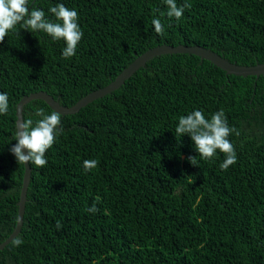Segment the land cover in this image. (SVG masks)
Returning a JSON list of instances; mask_svg holds the SVG:
<instances>
[{"label": "trees", "instance_id": "obj_1", "mask_svg": "<svg viewBox=\"0 0 264 264\" xmlns=\"http://www.w3.org/2000/svg\"><path fill=\"white\" fill-rule=\"evenodd\" d=\"M58 3L79 15L75 56L62 57L63 40L19 25L0 44V93L9 97L0 115V243L17 219L24 167L10 148L23 95L43 90L71 106L160 44L264 62V0H176L191 5L179 20L167 16L164 0H32L29 12L38 7L55 22L49 9ZM40 108L53 111L33 99L23 121L40 119ZM221 109L235 129L237 162L226 171L219 150L205 161L189 136L175 133L181 116L201 110L210 119ZM61 124L48 164H29L22 225L0 249V264H264L263 74H228L194 54L163 53ZM89 159L98 166L85 172ZM93 204L99 211H88Z\"/></svg>", "mask_w": 264, "mask_h": 264}, {"label": "clouds", "instance_id": "obj_2", "mask_svg": "<svg viewBox=\"0 0 264 264\" xmlns=\"http://www.w3.org/2000/svg\"><path fill=\"white\" fill-rule=\"evenodd\" d=\"M32 0H0V44L10 31L16 29L17 25L29 32L44 33L53 41L63 40L66 47L62 50V57L69 59L76 55L77 47L83 38V31L78 23L79 15L75 9L67 8L63 3L51 7L49 11L55 16L56 21L46 18L45 12L38 7H33L29 12V4ZM168 7L167 16L179 20L186 8L191 5L184 3L178 6L176 0H164ZM154 30L158 35L164 34L160 19L152 20ZM9 110V97L7 93H0V115H7ZM35 115L40 119L35 122L29 118L18 124L14 140L16 143L10 148L17 163L23 165H35L36 168H44L48 164L47 151L55 144L57 137L62 133L61 114L52 111L46 114L43 108L37 109ZM235 132L227 122L224 110L221 109L211 115L208 119L201 110H194L186 116H181L175 133L179 136H189L194 143L196 152L205 160H214L217 150L225 156L220 168L227 170L237 162L234 145L229 136ZM26 150V154H25ZM190 163L197 165L195 157H188ZM98 161L89 159L83 161L85 172L97 168ZM99 198H97L98 200ZM89 212L99 211L93 204ZM56 227H62L57 221ZM19 247L23 240L19 237L12 242Z\"/></svg>", "mask_w": 264, "mask_h": 264}, {"label": "water", "instance_id": "obj_3", "mask_svg": "<svg viewBox=\"0 0 264 264\" xmlns=\"http://www.w3.org/2000/svg\"><path fill=\"white\" fill-rule=\"evenodd\" d=\"M163 53H190L199 56L202 59H206L218 66L219 68L226 71L228 74H234L239 76H247L254 75L258 76L260 74L264 75V62L256 63L254 65H240L234 62H230L222 55L214 52L209 48H205L199 45H168V44H160L154 46L152 48L147 49L140 55L136 56L132 62H130L113 80H111L108 84L103 87L97 88L79 100H77L71 106L61 105L57 99L48 94L46 91L38 90L34 92H30L29 94L23 95L18 102L16 103V131L18 129V124L23 122L22 119V108L33 99H41L43 100L53 111H57L61 114V116L75 113L81 107L86 105L87 103L93 101L94 99L109 93L120 85L124 83L126 79H128L139 67H144L147 60L150 58L163 54ZM26 154V150H25ZM24 167V166H23ZM30 179V166L27 164L24 167V172L21 181L19 199L17 201L18 211H17V219L16 224L13 231L8 235V237L0 243V249H2L12 238L16 236V234L20 231L22 221H23V212H24V204L26 200V191L29 184Z\"/></svg>", "mask_w": 264, "mask_h": 264}, {"label": "bare ground", "instance_id": "obj_4", "mask_svg": "<svg viewBox=\"0 0 264 264\" xmlns=\"http://www.w3.org/2000/svg\"><path fill=\"white\" fill-rule=\"evenodd\" d=\"M5 167H6V166H5ZM5 167H4V168H5ZM14 175H15V174H14Z\"/></svg>", "mask_w": 264, "mask_h": 264}]
</instances>
